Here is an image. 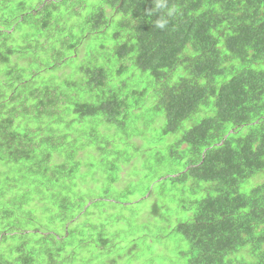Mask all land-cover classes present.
Instances as JSON below:
<instances>
[{
	"label": "trees",
	"instance_id": "obj_1",
	"mask_svg": "<svg viewBox=\"0 0 264 264\" xmlns=\"http://www.w3.org/2000/svg\"><path fill=\"white\" fill-rule=\"evenodd\" d=\"M168 3L0 0V264H264V0Z\"/></svg>",
	"mask_w": 264,
	"mask_h": 264
},
{
	"label": "clouds",
	"instance_id": "obj_2",
	"mask_svg": "<svg viewBox=\"0 0 264 264\" xmlns=\"http://www.w3.org/2000/svg\"><path fill=\"white\" fill-rule=\"evenodd\" d=\"M178 12L177 7L169 6L168 0H153V11L150 13L156 17L153 27L161 31L166 30Z\"/></svg>",
	"mask_w": 264,
	"mask_h": 264
},
{
	"label": "rangeland",
	"instance_id": "obj_3",
	"mask_svg": "<svg viewBox=\"0 0 264 264\" xmlns=\"http://www.w3.org/2000/svg\"><path fill=\"white\" fill-rule=\"evenodd\" d=\"M145 206H146V205H145ZM145 206H144V207H145ZM144 207H143V208H144ZM143 214H146V212H145V211H143Z\"/></svg>",
	"mask_w": 264,
	"mask_h": 264
},
{
	"label": "bare ground",
	"instance_id": "obj_4",
	"mask_svg": "<svg viewBox=\"0 0 264 264\" xmlns=\"http://www.w3.org/2000/svg\"><path fill=\"white\" fill-rule=\"evenodd\" d=\"M199 120V119H198ZM178 208V207H177Z\"/></svg>",
	"mask_w": 264,
	"mask_h": 264
}]
</instances>
